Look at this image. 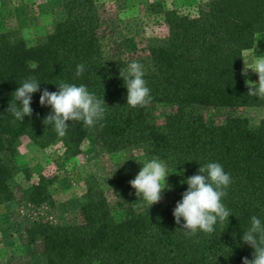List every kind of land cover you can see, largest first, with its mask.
Wrapping results in <instances>:
<instances>
[{
  "label": "trees",
  "instance_id": "obj_1",
  "mask_svg": "<svg viewBox=\"0 0 264 264\" xmlns=\"http://www.w3.org/2000/svg\"><path fill=\"white\" fill-rule=\"evenodd\" d=\"M152 11L166 32L142 44L112 34L96 0H65L52 31L32 45L18 31H0V206L20 201L35 209L24 231L35 264H242L245 257L254 259L242 236L252 216L264 223V117L252 122L240 112L264 107V98L248 95L242 74L243 53L264 33V0H205L194 14L160 6ZM133 61L143 65L151 90L145 107L127 105L123 78ZM78 64L85 66L79 77ZM30 77L40 82L41 91L32 95V116L16 121L7 109ZM60 82L83 84L104 99V119L92 128L69 121L64 137L45 125L52 109L40 105V95L44 89L58 91ZM91 132L111 155L135 156L142 164L159 158L171 190L166 187L161 201L149 208L129 183L139 172L119 160L107 176L87 175L75 220H50L56 176L34 178L19 168L20 139L43 150L57 146L60 170L77 162ZM210 162L231 175L222 200L231 215L212 234L186 236L185 222L181 218L177 225L173 210L187 190L184 181Z\"/></svg>",
  "mask_w": 264,
  "mask_h": 264
},
{
  "label": "rangeland",
  "instance_id": "obj_2",
  "mask_svg": "<svg viewBox=\"0 0 264 264\" xmlns=\"http://www.w3.org/2000/svg\"><path fill=\"white\" fill-rule=\"evenodd\" d=\"M65 0H0V31H18L25 41L32 45L53 29V17ZM112 34L134 37L138 44L152 36L162 37L165 29L158 15L153 13L158 6L163 9H178L195 13L205 0H96ZM158 16V17H157ZM111 46H107V49ZM264 57V33L256 36L252 49L243 53V72L254 67V62ZM245 80L258 83V74L247 68ZM240 114L258 122L264 117V107L247 109ZM19 168L38 175H54L53 187L55 206L49 214L50 220L68 223L77 217V204L83 192L84 180L88 174L107 176L115 162L121 160L139 172L143 164L135 156L111 155L100 145L91 132L81 145L77 162L70 161L65 167L57 168V157L61 151L57 146L40 149L29 139L22 137L18 146ZM25 185V184H24ZM30 204L16 201L0 206V264H35L32 247L24 241V231L35 218Z\"/></svg>",
  "mask_w": 264,
  "mask_h": 264
},
{
  "label": "clouds",
  "instance_id": "obj_3",
  "mask_svg": "<svg viewBox=\"0 0 264 264\" xmlns=\"http://www.w3.org/2000/svg\"><path fill=\"white\" fill-rule=\"evenodd\" d=\"M30 67L35 68V62H30ZM247 68L253 69L259 77L256 84L246 80L248 95L264 98V57L256 59L254 67H246L242 73L245 76ZM84 71L85 66L78 64L76 76H81ZM144 76L141 63L133 61L128 65L127 76L123 79L127 88V105L132 108L145 107L152 101L151 90ZM40 91V82L35 77L25 80L14 92L15 102L9 104L7 112L11 113L16 121L23 122L25 116L30 117L33 114L30 106L32 95ZM17 101L20 102L19 105ZM39 103L41 106H51L52 112L43 122L45 125H53L60 137L67 134L69 121L83 122L85 127L92 128L104 119L106 111L104 99L97 98L83 84L77 86L60 82L58 91L50 92L44 89ZM103 126L100 124L101 128ZM168 175L166 164L159 158H153L143 164L138 175L129 183L136 190L137 197L146 201L150 208L161 201L162 192L166 187L171 190V186L166 184ZM184 182L188 185L187 190L173 210L176 224L180 225L183 218L185 223L182 228L186 236H195L198 231L212 234L215 225L228 221L231 215L230 209L222 202L227 195V188L232 184L231 175L224 171L220 163L210 162L200 167L198 174L188 177ZM242 240L254 249V259L245 257L242 264H264V223L258 217H251V227L243 233Z\"/></svg>",
  "mask_w": 264,
  "mask_h": 264
}]
</instances>
